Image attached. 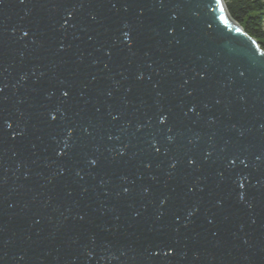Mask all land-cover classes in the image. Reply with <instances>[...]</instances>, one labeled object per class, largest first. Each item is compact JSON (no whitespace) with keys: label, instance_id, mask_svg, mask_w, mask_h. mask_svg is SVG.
<instances>
[{"label":"water","instance_id":"95a60500","mask_svg":"<svg viewBox=\"0 0 264 264\" xmlns=\"http://www.w3.org/2000/svg\"><path fill=\"white\" fill-rule=\"evenodd\" d=\"M0 264H264V52L223 0H0Z\"/></svg>","mask_w":264,"mask_h":264},{"label":"trees","instance_id":"16d2710c","mask_svg":"<svg viewBox=\"0 0 264 264\" xmlns=\"http://www.w3.org/2000/svg\"><path fill=\"white\" fill-rule=\"evenodd\" d=\"M231 19L264 52V0H223Z\"/></svg>","mask_w":264,"mask_h":264},{"label":"snow or ice","instance_id":"6c2138e0","mask_svg":"<svg viewBox=\"0 0 264 264\" xmlns=\"http://www.w3.org/2000/svg\"><path fill=\"white\" fill-rule=\"evenodd\" d=\"M65 95H67V93H65ZM55 117H53V119H54ZM92 163H95V161H93ZM241 187H243V185H241Z\"/></svg>","mask_w":264,"mask_h":264}]
</instances>
